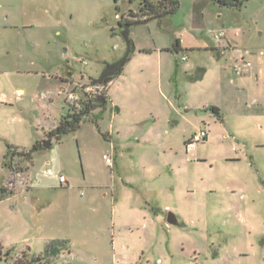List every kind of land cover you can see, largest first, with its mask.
<instances>
[{
  "label": "rangeland",
  "instance_id": "1",
  "mask_svg": "<svg viewBox=\"0 0 264 264\" xmlns=\"http://www.w3.org/2000/svg\"><path fill=\"white\" fill-rule=\"evenodd\" d=\"M139 2L0 0V264L52 239L67 243L46 264H264V0H179L129 25L114 102L49 136L67 108L105 95L84 87L124 55L119 18ZM174 32L195 48L169 50Z\"/></svg>",
  "mask_w": 264,
  "mask_h": 264
},
{
  "label": "trees",
  "instance_id": "2",
  "mask_svg": "<svg viewBox=\"0 0 264 264\" xmlns=\"http://www.w3.org/2000/svg\"><path fill=\"white\" fill-rule=\"evenodd\" d=\"M116 4V8L118 10V2L122 0H113ZM213 3L217 4L221 7H229V8H240L244 5V3L247 0H211ZM179 6V0H158L157 2H152L151 0H140L138 9L136 11L129 10L127 12V16L124 14L120 15L119 18V27L123 28L124 24H134V23H141L146 22L150 19L157 18L160 19L164 16L171 15L176 12ZM130 40V50L129 54L133 52L134 47L132 45V41ZM181 49L179 39L176 38L171 44V47L169 50L178 52ZM129 54L127 58L120 64L119 69L115 71L113 74L106 76L102 83L107 85V83L115 77V75H118L121 73L123 66L125 62L129 58ZM96 81V79H94ZM101 98L104 99L103 103H100L97 101V99H94L92 103H87L80 109H74L72 107L67 108V112L59 123L56 125L54 129H52L49 133L50 137H56L57 139H60L61 136L69 131H74L81 121V119L90 111H92L95 108V104L100 106L104 105L106 103V96L100 95ZM186 143V142H185ZM42 144H35L32 148V150H35L39 147H41ZM9 151V150H8ZM31 151L26 152L29 158H31L30 155ZM4 195V189L2 190L0 188V200L2 196ZM67 241L65 239H52L50 242L46 244V247L44 248L43 252H40L39 254H32L29 252V249L22 251L15 259L13 264H46L44 263V259L50 258V257H56L58 256L63 249H65ZM1 247V246H0Z\"/></svg>",
  "mask_w": 264,
  "mask_h": 264
},
{
  "label": "built area",
  "instance_id": "3",
  "mask_svg": "<svg viewBox=\"0 0 264 264\" xmlns=\"http://www.w3.org/2000/svg\"><path fill=\"white\" fill-rule=\"evenodd\" d=\"M222 35H223V32H221V33H219V34H216V35H215V38H220ZM246 52H247V50H246ZM182 59H185V57L183 56ZM241 59H243V58H241ZM244 64H245L246 67H250V66H251V63H250L249 61H245ZM234 72H235L236 74H241V73H242V70H241V68H240L239 66H237V67H234ZM81 86H82V85H81ZM104 87L106 88V85L103 84V83H97V82H95V83H91V84L88 83L87 85H85V87H84V91L87 92V93L94 92V94H98L99 91H100L101 89H103ZM16 94H17L18 96H20V95L22 94V91L18 90V91L16 92ZM97 96H98V95H97ZM66 97H67L68 101H69L71 104H73V105H75V106H79V102H80V100H81V97H80V94H79L77 91H74V90H72V89H71L70 91H67V92H66ZM204 137H206V133H205L204 130H200L199 132L194 133V134H193V135H192V136L186 141V143H185L186 149L189 150V149L193 148V147L195 146V144H196L197 142H199L201 139H203ZM106 162H107L108 164L111 163V159H110V157H106ZM59 179H60V182H61V183H66V182H67L66 177H65L64 175H60V178H59Z\"/></svg>",
  "mask_w": 264,
  "mask_h": 264
},
{
  "label": "crops",
  "instance_id": "4",
  "mask_svg": "<svg viewBox=\"0 0 264 264\" xmlns=\"http://www.w3.org/2000/svg\"><path fill=\"white\" fill-rule=\"evenodd\" d=\"M2 28L3 29H7L8 28V26L7 25H4V26H2ZM238 28V26H236V29ZM248 30V31H247ZM247 30H244L242 27H240L239 26V28L237 29V30H235L234 31V33H233V40H235V41H238L239 42V40L242 42V41H244L245 39L248 41L249 40V38H250V36H251V30H250V28L249 29H247ZM224 36V32H223V35L220 37V38H216V39H221L222 37ZM176 38H178L179 39V43H180V46L181 47H194L195 48V46H192V44H188L189 43V39H187L186 37H183V36H177L176 34H175V32L173 33V39H176ZM174 41V40H173ZM225 44H223V45H220L219 44V46L217 47V48H219V49H222L221 51H219V54L221 53H224V52H230V50H229V46H230V43H231V41H230V38H227L226 40H225ZM206 48H208V47H206ZM217 50V49H216ZM263 54V53H262ZM126 64V63H125ZM125 64H124V66H123V69H122V71H121V73L120 74H118L117 76H116V78L118 77H120L124 72H125ZM244 66H245V64L243 65V66H239L240 68H241V70H242V73L241 74H236V75H238V76H240V75H242L244 72H248V71H250L251 69L249 68V67H246L245 66V68H244ZM115 77L114 78H112L108 83H107V85H106V92L104 93L105 94V96H106V100L108 99L111 103H113L114 102V99H113V94L111 95V93L109 92V89H110V86H112L114 83H115V79H116ZM50 142H51V140H50ZM33 148V147H32ZM40 149V147L39 148H37V149H35L36 151L37 150H39Z\"/></svg>",
  "mask_w": 264,
  "mask_h": 264
},
{
  "label": "water",
  "instance_id": "5",
  "mask_svg": "<svg viewBox=\"0 0 264 264\" xmlns=\"http://www.w3.org/2000/svg\"><path fill=\"white\" fill-rule=\"evenodd\" d=\"M129 25H131L130 23L128 24H124L123 26V30L121 32V35L123 36L125 42H126V51L124 53V55L119 58L118 60L111 62V63H106L103 71L101 72V74L99 75V77L96 79L97 83H102L103 79L108 76L113 74L115 71H117L119 69L120 64L127 58L128 54H129V50H130V40H129V36H128V27ZM97 101L100 103L104 102V99L101 98L100 95H98L96 97ZM50 144V140H45L42 142L43 146H48ZM166 220L168 223L170 224H176L177 223V218L174 215V213L172 212H168L167 216H166Z\"/></svg>",
  "mask_w": 264,
  "mask_h": 264
}]
</instances>
